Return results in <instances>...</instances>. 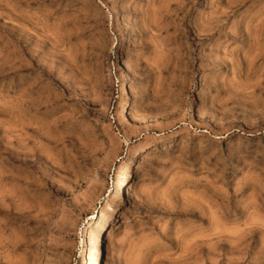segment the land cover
<instances>
[{"label": "rangeland", "instance_id": "rangeland-1", "mask_svg": "<svg viewBox=\"0 0 264 264\" xmlns=\"http://www.w3.org/2000/svg\"><path fill=\"white\" fill-rule=\"evenodd\" d=\"M0 264H264V0H0Z\"/></svg>", "mask_w": 264, "mask_h": 264}, {"label": "bare ground", "instance_id": "bare-ground-1", "mask_svg": "<svg viewBox=\"0 0 264 264\" xmlns=\"http://www.w3.org/2000/svg\"><path fill=\"white\" fill-rule=\"evenodd\" d=\"M130 107V106H129ZM129 176V175H128ZM107 237L109 238V234L107 235ZM92 240V239H91ZM90 241V240H89Z\"/></svg>", "mask_w": 264, "mask_h": 264}]
</instances>
